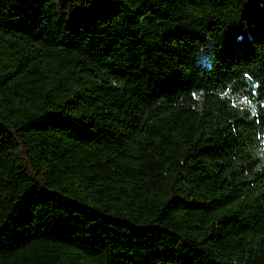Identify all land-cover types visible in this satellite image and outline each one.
<instances>
[{
	"label": "trees",
	"instance_id": "trees-1",
	"mask_svg": "<svg viewBox=\"0 0 264 264\" xmlns=\"http://www.w3.org/2000/svg\"><path fill=\"white\" fill-rule=\"evenodd\" d=\"M264 0H0V264H264Z\"/></svg>",
	"mask_w": 264,
	"mask_h": 264
},
{
	"label": "rangeland",
	"instance_id": "rangeland-1",
	"mask_svg": "<svg viewBox=\"0 0 264 264\" xmlns=\"http://www.w3.org/2000/svg\"><path fill=\"white\" fill-rule=\"evenodd\" d=\"M263 143H264V141H263Z\"/></svg>",
	"mask_w": 264,
	"mask_h": 264
}]
</instances>
